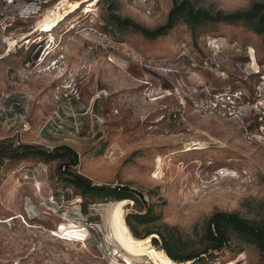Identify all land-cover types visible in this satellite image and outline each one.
Returning a JSON list of instances; mask_svg holds the SVG:
<instances>
[{
	"label": "rangeland",
	"instance_id": "rangeland-1",
	"mask_svg": "<svg viewBox=\"0 0 264 264\" xmlns=\"http://www.w3.org/2000/svg\"><path fill=\"white\" fill-rule=\"evenodd\" d=\"M71 1L81 7L54 32L41 22L55 2L39 9L24 2L0 15V143L71 146L80 158L74 170L93 185L140 194L122 205L134 237L161 242L157 232L173 227L182 254L201 250L216 212L264 221V150L241 131L259 116L246 110L247 101L264 111L263 37L242 22L209 24L195 34L180 23L168 36L149 39L111 31L109 4L121 18L155 28L173 0ZM192 1L226 13L264 2ZM89 4L94 10L84 13ZM200 142L203 149L186 151ZM0 163V264H127L108 240L110 212L123 199L100 198L84 212L58 161ZM61 224L82 228L86 243L62 235ZM146 248L151 262L139 256L134 264H175L161 248L149 242ZM190 262L264 264L253 245L239 240Z\"/></svg>",
	"mask_w": 264,
	"mask_h": 264
},
{
	"label": "trees",
	"instance_id": "trees-1",
	"mask_svg": "<svg viewBox=\"0 0 264 264\" xmlns=\"http://www.w3.org/2000/svg\"><path fill=\"white\" fill-rule=\"evenodd\" d=\"M108 7L111 14H109L107 25L111 24V31L114 29L132 30L141 33L146 38L158 39L168 36L180 23L186 24L188 29L195 34L199 29L209 24L242 22L246 28L256 35L262 36L264 43L263 1L254 2L245 10L226 13L222 10L212 12L207 8L198 7L192 0H173V5L169 10L165 23L155 28L143 26L131 18H121L116 14V4L113 2ZM7 158H15L16 160L36 158L45 163L58 161L57 170L61 174L65 186L71 188L74 194L81 198L84 212L87 211L91 203L95 202L94 200L100 198L113 197L116 199L139 200L140 194L135 190L121 186L93 185L89 178L77 173L74 169L80 163L79 154L68 145L58 146L53 151H49L34 145L5 147L4 143H0V161ZM143 203L147 206L145 202ZM127 222L129 226H133L131 217L128 218ZM132 229L135 236L138 237L137 230L133 227ZM157 233L161 238V242L156 237H151L150 240L147 238L149 244L152 247L161 248L164 252L166 251L170 261L175 264H182L183 262L191 264L190 260L211 256L230 245L233 240L253 245L264 260V221L259 222L243 217L238 212H216L209 218L201 237L204 246L199 252L182 254L184 242L173 227L166 226L164 230H159Z\"/></svg>",
	"mask_w": 264,
	"mask_h": 264
},
{
	"label": "bare ground",
	"instance_id": "bare-ground-1",
	"mask_svg": "<svg viewBox=\"0 0 264 264\" xmlns=\"http://www.w3.org/2000/svg\"><path fill=\"white\" fill-rule=\"evenodd\" d=\"M84 2L91 1L84 0ZM80 3L81 2H73L71 0H60L56 7L52 9V11H48L49 13H47L45 15V18L42 20L41 23L43 24V30L47 32H54V30L58 28V26H60L61 24L65 23L72 14L77 13L79 8L81 7ZM84 8V13H89L94 10L92 4H89ZM52 52L53 50L51 49L49 54H51ZM194 148H196V150L203 149L204 143L200 142L194 147H187L186 151H191ZM162 161L163 160L161 158H159L157 161L158 174L162 173ZM124 203H126L124 199L122 201L117 202L110 212L108 220L111 232L108 234V240L113 241L114 244H116L115 251L126 260L127 264H134V262L139 263L143 259L139 256L147 257L146 259L144 258V260H147L146 263H149L151 262L149 259L151 255L149 254V251L146 248L148 241L146 239L136 238L129 232L125 221V210L122 206ZM60 231V233L62 235L65 234L68 239H82V241L86 243L85 238L87 237V234H85V232L82 230V228L80 229V227H66L64 224H61Z\"/></svg>",
	"mask_w": 264,
	"mask_h": 264
},
{
	"label": "built area",
	"instance_id": "built-area-1",
	"mask_svg": "<svg viewBox=\"0 0 264 264\" xmlns=\"http://www.w3.org/2000/svg\"><path fill=\"white\" fill-rule=\"evenodd\" d=\"M24 2L31 8L39 9L46 7L50 2L59 3L60 0H0V15L3 14V11L12 8V6H19ZM242 95L243 92L239 91L237 99H241ZM237 96L235 94L233 97ZM246 103L244 107L249 106L248 108L245 107L246 110L248 111L249 109L250 112L259 113V116L255 121H248L241 127L242 135L244 139H247L250 143L259 145L264 150V111L261 110L262 108L260 109V106H257L260 104H256L254 101L250 102L249 100ZM2 106L3 102L0 101V112Z\"/></svg>",
	"mask_w": 264,
	"mask_h": 264
},
{
	"label": "water",
	"instance_id": "water-1",
	"mask_svg": "<svg viewBox=\"0 0 264 264\" xmlns=\"http://www.w3.org/2000/svg\"><path fill=\"white\" fill-rule=\"evenodd\" d=\"M142 199L145 200V197H143V195H141Z\"/></svg>",
	"mask_w": 264,
	"mask_h": 264
}]
</instances>
